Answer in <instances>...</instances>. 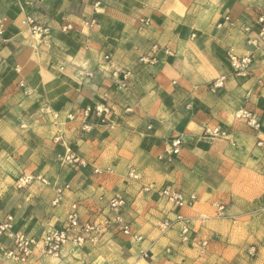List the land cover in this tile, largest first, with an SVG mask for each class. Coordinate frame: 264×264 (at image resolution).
<instances>
[{
	"label": "crops",
	"instance_id": "1",
	"mask_svg": "<svg viewBox=\"0 0 264 264\" xmlns=\"http://www.w3.org/2000/svg\"><path fill=\"white\" fill-rule=\"evenodd\" d=\"M98 1L0 0V222L11 216L15 232L39 239L63 225L72 203L87 220L123 195L144 243L109 233L32 264H264V0H100L96 11ZM27 17L48 25L50 45L33 37ZM230 51L253 56L248 75L234 72ZM240 110L259 128L237 120ZM217 128L227 136L207 134ZM70 151L85 168L61 165ZM23 175L72 191L55 208L51 188H17ZM167 188L197 196L180 213L195 219L192 239L209 241L205 254L181 242L180 225L160 232L174 219L158 194ZM0 264L15 263L0 253Z\"/></svg>",
	"mask_w": 264,
	"mask_h": 264
},
{
	"label": "built area",
	"instance_id": "2",
	"mask_svg": "<svg viewBox=\"0 0 264 264\" xmlns=\"http://www.w3.org/2000/svg\"><path fill=\"white\" fill-rule=\"evenodd\" d=\"M100 5V0L95 5V10ZM229 22L230 19L227 18ZM23 24L31 30L33 37L37 38L41 44L50 45L51 32L47 24L42 23L33 17H27ZM95 24L94 21L88 23L89 27ZM259 38L264 42V15L258 19ZM70 26L65 27L64 30H69ZM5 32V25L0 21V38L3 37ZM105 60L111 62V57L106 56ZM229 63L236 74L248 75L253 63V56L248 55L245 57L236 56L233 51L228 54ZM144 59L142 60V62ZM3 64L0 61V66ZM131 73L126 72L123 74V80L120 87L128 89V81ZM223 86V80L216 83L215 87L220 88ZM23 87V85H22ZM49 111V109H47ZM3 116L0 113V122ZM235 118L244 121L247 125L259 128V124L254 120V117L246 110H240L236 113ZM212 137H226L227 134L222 132L219 128L214 129L212 132L207 131ZM181 142L180 140L172 142V150L170 156H177L179 154ZM61 165H72L85 168V162L75 153L67 152L59 156ZM95 174H101L99 169L95 170ZM128 177L132 180H139L140 174L133 168L128 170ZM38 184L45 188H51L54 192V199L52 206L57 208L62 206L66 200V195L72 191L69 184L66 185H53L45 176L42 175H23L17 181V188L24 190ZM154 186L144 188L145 191H153ZM160 197L165 199L168 205L171 206L174 213V219H165L159 225V230L162 234H166L173 230L176 225H180V239L182 243H189L192 240L199 246L201 253L207 252L209 241L192 239L194 234V218L184 217L181 215V210L184 208H193L198 202L196 195H185L182 192L173 190L171 188L158 190ZM104 201L103 197L99 199ZM81 202H74L69 206L66 214L65 221L60 228H55L43 235L41 238L28 237L22 233L14 231V222L11 216L6 217L4 221L0 222V237H6L11 240L13 247L8 249L0 243V253L7 260L13 261L15 264H32L34 261H41L42 258H61L63 250L71 245L76 250H81L86 245H98L103 237L109 233L122 234L130 238L136 244L145 242V237L135 231L131 221H128L124 216V210L127 207V201L123 195L113 196L107 203L105 210L106 214L99 216H92L87 220L81 217L80 209ZM223 210V207H221ZM103 212V211H102ZM256 248L250 249V256H256ZM142 256L145 259H152L148 251H142Z\"/></svg>",
	"mask_w": 264,
	"mask_h": 264
},
{
	"label": "rangeland",
	"instance_id": "3",
	"mask_svg": "<svg viewBox=\"0 0 264 264\" xmlns=\"http://www.w3.org/2000/svg\"><path fill=\"white\" fill-rule=\"evenodd\" d=\"M253 247L256 248V252H257L256 254H258V248H257L256 244H252L251 246H249V250L248 251H250V249L253 248Z\"/></svg>",
	"mask_w": 264,
	"mask_h": 264
}]
</instances>
